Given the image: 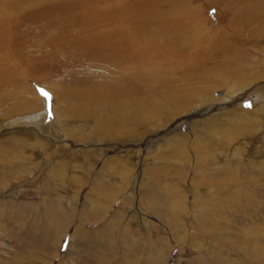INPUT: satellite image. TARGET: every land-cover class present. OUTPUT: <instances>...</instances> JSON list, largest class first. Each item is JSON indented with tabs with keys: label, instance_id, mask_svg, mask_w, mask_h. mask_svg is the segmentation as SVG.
<instances>
[{
	"label": "rangeland",
	"instance_id": "obj_1",
	"mask_svg": "<svg viewBox=\"0 0 264 264\" xmlns=\"http://www.w3.org/2000/svg\"><path fill=\"white\" fill-rule=\"evenodd\" d=\"M42 1L44 5L48 3L47 0H0V22L7 18L6 21L15 23L22 36L29 32L27 29L40 30V22H35L36 26L31 21L24 25L18 22L32 15L29 13L41 6ZM112 1L118 4L111 6ZM81 4L75 5L82 7ZM103 4L97 6L95 16L89 20L103 23L96 31L107 41L113 40L111 27L119 23L121 13L112 10L118 6L121 8L117 12L125 10L127 18L135 16L143 25L152 24L159 38H156L158 42L150 43L158 44L159 50L166 46L171 58L167 62L159 51H147L152 64L146 66L145 76L162 81L167 77L165 68L158 75L153 74L156 76L151 71L167 65L169 77L161 87L171 99L165 103L181 97L196 107H189L169 120H156L150 126L131 122L139 118L131 115L132 108L124 113L127 116L110 111L111 123L101 126L94 118V109L117 105L122 98L118 90L129 87L123 82L124 73L114 66L115 51L110 45L93 63L97 70L87 69L85 65L69 69L48 81L47 86H53V90L44 88L39 79L30 80L24 75L12 80L16 86L6 85L9 91L0 96V264H264V142L261 139L264 117L263 125L254 130L231 126L227 131L234 138L231 144H227L226 126L219 123L209 126L199 121L223 112L219 107L228 102L219 101L227 89L223 84L238 81L244 85L254 76L264 80V0H104ZM92 7L96 6L92 4ZM232 7L238 13L245 11L248 18L250 14L254 17L252 25L246 23L245 32L239 37L225 35L231 29H224L235 22ZM71 15H64L66 23L75 21L79 27L86 23L82 22L80 11ZM198 20L203 21L200 26L209 33L220 31L214 37L197 35L193 23ZM57 23L59 26L52 31L65 28ZM137 29L144 32V27ZM159 29L165 30V34ZM217 36L221 39L215 45L218 51L212 48V54L206 50L197 52L208 47L207 42L211 43ZM227 37L230 41H226ZM73 80L91 81L92 90L100 97V102L88 108L85 115L68 119L77 123L69 124L79 130L77 133L65 136L66 129L62 126L63 136L59 140L50 131L43 134L24 123L36 117L51 124V130L55 125L53 116L68 123L64 119L67 114L60 107L75 110L86 105L84 101L60 100L61 95L72 93ZM142 82L148 84L147 80ZM41 89L48 94L47 99ZM27 104L33 107L32 114L26 113L28 108L21 107ZM243 107L246 108L245 104ZM17 109L20 112L15 113ZM116 122L126 124L125 128L113 126ZM220 129L223 136L213 133ZM241 133V139L236 141ZM234 143L241 146L243 154L222 156L227 150L233 153L229 149ZM239 196L241 201H235Z\"/></svg>",
	"mask_w": 264,
	"mask_h": 264
},
{
	"label": "bare ground",
	"instance_id": "obj_2",
	"mask_svg": "<svg viewBox=\"0 0 264 264\" xmlns=\"http://www.w3.org/2000/svg\"><path fill=\"white\" fill-rule=\"evenodd\" d=\"M229 1L235 2V0H229ZM47 2L48 3H46V5H44L43 3H45V2L42 1V3L40 4L41 6H38V7L34 6V7H36V9L34 8L35 9L34 11L37 14H35L34 11H31L32 9L30 10L31 13H29V11H28L29 14H32L29 16V17H31L30 18L31 20H29V17L25 14L23 16H27V19H25L23 17L24 19L21 18V20H20L19 17H17L19 19V22H18L19 25H24L27 21H31V22H34L33 25L36 26L40 22L39 24H41V26H42L40 30H39V28H37V30H33V32H30L32 30L27 29V30H29V32L23 33V36H22L20 33L21 30H19L17 25H14L15 23L6 21L7 18L5 20L1 19L2 21L0 22V96H3L2 93H4V91L5 92L9 91L10 88H5L6 85H10V87L16 86L14 84L16 82H13L12 80H14V79L16 80V78L18 76L21 77L24 75L27 79H30V80L39 79L44 88H49L50 90H53L54 89L53 86H47L49 83L48 81H53V80L59 78L62 74L65 73V71H68L69 69H72L74 67H82L83 65H85L87 69H90L93 67V69L97 70V67L94 66L93 63L97 62L98 54L100 52H102L103 50H105L107 45H110L115 51V54H114L115 64H114V66H115V68L121 70L124 73V76H122V77H124L123 82L128 84L129 87L127 90H118L119 96L122 97L123 99H126V100H123L122 98H120L119 103L117 105H114L113 107H110V105H108L105 108H95L94 109V111H93L94 118H97L101 122V126L109 125L111 123L108 121L109 120L108 113L110 111H112V113L117 114V116H127L124 113H126L127 109L132 108L134 110V112L131 115L134 117H139V118H137L135 121H131V122H133V123L144 122V123H146V125H144V126H150L152 124H155L156 120H160L161 118H166L167 120H169L170 118H174V117L179 116L183 111H186L189 107H196V106L192 105L190 102H188V100L185 101L184 99H180L181 97H177L178 99H172V101H171L172 103H165L166 99H171L170 94L168 92L165 93L164 92L165 89H162V87H161L163 84H165L167 82V78L169 77L168 76L169 69L167 68V71H166V67H168L167 65L156 67V68L152 69V71H151L152 75L153 74L158 75L159 73H161L162 69L165 68L164 74L167 75V77L163 76L165 78H163L162 81H160L158 78H155L152 76H145L146 74H148V72L146 73V71H147L146 66L150 63L152 64V60H150L151 58H149V59L147 58V55H146L147 51H150V53H154L156 51H159V54L166 56L167 62H169V58H171L170 54H169V50L167 49L166 46L163 48H160V50H159L157 43H156L157 45H155L154 43H150V42L157 40L156 38H159L158 32H156L154 27H152V24L143 25V24L138 22V20L136 19L135 16L133 17L132 15H131L132 19L130 18L131 19L130 20L129 16L127 18V15L125 14L126 13L125 10H122V12H120V11L117 12L121 7L120 6L115 7L112 11L115 14L121 13V18H120L119 23H117L118 25L116 24L115 27H114V25H112L110 34L113 37V40L111 42H109L104 38V35L102 33L96 31L99 26H103L102 25L103 23H98L97 21H94V20L89 22V20L95 16L94 13L97 12V10H98L97 6L98 5L104 6V4H103L104 0H47ZM78 2L82 3L81 4L82 7L75 5ZM113 2L114 1H112V3ZM105 3H106V1H105ZM112 3H111V6H115L114 5L115 3L118 4L117 1H115V3H113V4ZM92 4H94L96 7H92ZM228 6L230 7V4H228ZM232 10L235 11V12H233L234 17H235V22L233 24H231L229 27L224 29L225 31L228 28L231 29L230 33L226 32L225 35L226 34L228 36L237 35L239 37V36H241L240 33L243 34V32H245L244 30L246 29V27H245L246 23L249 26L252 25V23L254 22L253 21L254 17L252 14H250L249 15L250 18H248V15L246 16L244 13L245 11L242 13H238V11L236 10L235 7H232ZM76 11H80L81 19H83L82 22L83 23L86 22L85 24L81 25L80 27L78 26V24L75 21H68L66 23V19L64 18L65 14L71 15V14L75 13ZM32 12H34V13H32ZM188 13L191 15L192 12L191 13L188 12ZM26 14H27V12H26ZM133 14H134V12H133ZM51 16L54 17L52 20L49 18ZM103 16L102 17H103V19H105V23H106V21H107V19L105 18L106 15H103ZM8 17H9V15H8ZM78 17H76V18H78ZM76 18H74V19H76ZM188 18H189V16H188ZM74 19H72V20H74ZM57 20H59V21H57ZM76 20H78V19H76ZM127 20H130V22H128ZM133 20L137 21V23L135 22L137 24L136 26L133 23ZM237 21H239L241 23L239 24ZM35 22H38V23H35ZM57 22H60V25L65 26V28L62 29V27H61V29L59 31L58 30L52 31L54 29L56 30L55 27L58 25ZM202 22L198 20L197 22L194 21V23H193L194 24L193 29L197 32V35H202V33H203V34H209L211 37H214L215 33H218L220 31V30H216L213 33L212 32L209 33L204 28H201L200 24H202ZM28 24H30V22H28ZM143 27H144V30H142V31H144V32L143 33L141 32L142 33L141 34L139 31H137L138 30L137 28H143ZM165 28H167V27H165ZM171 29L172 28L170 27V30ZM159 30H162L161 32L165 31L163 29H159ZM23 31H25V30L23 29L22 32ZM94 33L100 34V35L95 34L96 36H94L93 35ZM163 33H161V34H163ZM174 33L176 34L177 32L174 30ZM183 33H182V35H183ZM108 36H110V35H108ZM163 36H165V35H163ZM112 37H110V38H112ZM199 37H201V36H199ZM169 38H168V40H169ZM225 38H226V36H225ZM228 38L229 37H227L226 41H228L230 39V38L229 39ZM160 39L162 40V38H160ZM215 39H212L213 41L211 43L207 42L208 47H206L205 49L198 50L197 52H204L206 50V52L212 54L213 53L212 48H215V45L219 43L218 42L219 40H221L220 38H218V36ZM168 40L166 39V41H168ZM199 40H201V42H202V39H199ZM156 42H158V40ZM199 44H201V43H199ZM163 46H164V44H163ZM224 47H221V48L224 49ZM185 48H187V47H185ZM215 49H217V47ZM20 50H22L21 53L19 52ZM218 50L219 49H217V51ZM224 51H228V50L225 49ZM7 53H10V54H7ZM174 55H175V53H173V56ZM107 58L109 61H111L109 56H107ZM210 60H211V58H210ZM210 60H207V61H210ZM207 61H205V62H207ZM159 63H161V62H159ZM153 66H154V64H153ZM174 67H175V65H174ZM150 68H153V67H150ZM194 70H196V65L192 66V71L194 72ZM149 71H150V69H149ZM244 73H245V70H244ZM241 75H243V74H241ZM153 76H156V75H153ZM171 77H173V76H171ZM252 77L253 76H251V78ZM185 78L192 79V80L195 79L192 76H185ZM247 79H248V77L246 78V80ZM142 80H147L148 84L145 85V83L142 82ZM214 82H216V81H214ZM91 83H92L91 81H84L82 83H78L77 81L73 80V81H71V85L73 87L72 93H65V95L60 96L61 101L62 100L66 101V102H83L84 101L86 103V105L83 108H79V109H75V110H70L67 106H61L60 108L64 109L63 112L67 114L66 115L67 118H64V119H66L68 121V123L62 122L60 120V118L57 116H53L52 119H53V123H55V125H52V126L54 127V129L56 131H54V129L53 130L50 129L49 126L51 124L47 125L46 122H44L42 119H37L36 117L28 119L24 123L33 126L36 131H38V132L40 131L43 134L44 133L49 134V131H50V134H53L51 136L53 138L59 139V140L63 136L61 134V131H60L61 129H63L62 126H64L66 129V130H63L65 133L64 134L65 136H70V132L75 133L76 131H79V130H74V127L69 125V124L77 125V123L73 124V121L70 122L68 119L70 117L85 115L84 112L88 108L94 107L95 105H97L100 102V99H99L100 97L95 94V91L92 90L91 85H90ZM142 83H144L145 87H144V85H142ZM218 84L222 85L223 82H219ZM223 85L227 89H226V92L223 93L224 95L222 98H220L221 100H219V101H224V102L228 101L229 103L226 102V103H224L223 106L219 107V108H223L222 109L223 112H221V114L216 115L215 114L216 112H215L214 113L215 115H212V116L207 117V118L204 117L199 121H201L203 123H208L209 126H210V124H212V126H213L216 123L221 124L222 127L226 126L227 128L225 127L226 128V130H225L226 134L225 135L228 138L227 144H231L234 141V138H231L232 136L229 137L228 136L229 132L227 133V131H229V128H231V126H233L234 124L240 126L242 129L244 126V129L245 128H247V129L252 128L253 130L261 126L262 121H263V117H264V80H263V78L258 80L254 76V78L252 80L250 79V81H248L246 84L244 83V85H242V83L238 82V81H235V82L232 81L231 84L229 83V84H223ZM144 88H146V90H144ZM134 89H136L135 92H132V90H134ZM140 89H142L143 91ZM246 91H247V93H246ZM134 96H139V97L134 98ZM201 100H203V98H201ZM201 103L205 104L206 102L201 101ZM244 104L246 107L245 109L243 107ZM21 107H24L26 109L28 108L26 113H31V110L33 108L29 104H27L26 106L25 105L21 106ZM113 110H114V112H113ZM18 112H20V110L17 109L15 113H18ZM50 117H52V116H50ZM50 117H47V118H50ZM52 119H50V120H52ZM50 120L48 119L47 122H51ZM98 120H97V123H99ZM201 122L199 123L200 126L203 125ZM115 125L119 126V127L124 126V128L126 126V124L119 123V122L114 123L113 126H115ZM94 126H95V124H94ZM153 126H155V125H153ZM212 126H211V128H212ZM76 127H81V126L78 125ZM215 127H217V129L220 128V126L219 127L215 126ZM83 128H84V126H83ZM241 128L238 127V129H241ZM89 129H91V127ZM217 131H215L213 133H216L220 136L224 135L223 129L222 130L220 129ZM83 133H85V132H83ZM210 133H211V131H210ZM231 133H233V132H231ZM231 133H230V135H231ZM243 133H241L238 136V139L236 141H239V139H241L240 136ZM96 134H98V133H96ZM251 134H252V132H251ZM78 135H80V134H78ZM93 135H94V133H93ZM105 135H106V133H105ZM248 135H250V134H248ZM72 136H74V135H71V137ZM159 136H161V135H159ZM109 137H111V136H109ZM96 138H97V136H96ZM163 138H165V137H163ZM259 138H261V137L259 136ZM246 139H249V138L247 137ZM255 139H256V137H255ZM261 139L264 142V137ZM164 140H167V139H164ZM257 140H259V139L257 138ZM257 140H255V141L257 142ZM250 141H252V140H250ZM125 142H129V141H125ZM158 143H160V142H158ZM67 144H68V142H67ZM67 144L65 146H67ZM70 145L72 146V144H70ZM167 145H169L168 142H167ZM252 145L254 146V144H252ZM262 145L264 146L263 143H262ZM39 146H40V144H39ZM65 146H64V148H65ZM253 146H251V147H253ZM257 146H258V144H257ZM257 146H256V148H257ZM160 147H161V145H160ZM160 147H158V148H160ZM68 150H70V149H68ZM229 150L233 153H230L227 150V151H225L224 155H222V156L238 155V157H240V155L243 154V152H242L243 149L241 148V146L236 145L235 143H234V145H232L230 147ZM78 151L81 152L80 150H78ZM131 156H134V155L131 154ZM137 158H138V156H137ZM220 158H222V157H220ZM79 164H80V162H79ZM144 170H146V169H144ZM256 170L257 169H255L254 171H256ZM115 174H117V173H115ZM118 174H119V172H118ZM130 175H132V174H130ZM110 177H111V175H110ZM122 177H124V176H122ZM135 178H137V177H135ZM141 180L143 181V179H141ZM243 181H245V180H243ZM116 182H118V181H116ZM232 183H234V182H232ZM256 184H258V183H256ZM258 186H260V185H258ZM236 187H237V185H236ZM130 188H128V189H130ZM261 188H262V186H261ZM132 190H134V189L132 188ZM238 191H239V189H238ZM238 193L240 194V192H238ZM239 197H237L235 199V201H239L240 199H242V197H240V198Z\"/></svg>",
	"mask_w": 264,
	"mask_h": 264
},
{
	"label": "snow or ice",
	"instance_id": "obj_3",
	"mask_svg": "<svg viewBox=\"0 0 264 264\" xmlns=\"http://www.w3.org/2000/svg\"><path fill=\"white\" fill-rule=\"evenodd\" d=\"M41 94L45 97V99L48 98V94L43 91V89L40 90Z\"/></svg>",
	"mask_w": 264,
	"mask_h": 264
}]
</instances>
